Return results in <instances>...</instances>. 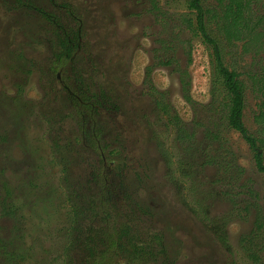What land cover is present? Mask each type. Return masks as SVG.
Segmentation results:
<instances>
[{
  "label": "rangeland",
  "instance_id": "obj_1",
  "mask_svg": "<svg viewBox=\"0 0 264 264\" xmlns=\"http://www.w3.org/2000/svg\"><path fill=\"white\" fill-rule=\"evenodd\" d=\"M200 1L224 66L239 75L242 121L264 162L258 116L264 107V0H245L246 26L238 38L222 28L218 0ZM188 3L0 0V197L2 184L12 185L17 191L7 203L20 207L17 216L8 215L0 198V239L36 252L59 238L63 213L74 207L64 198L66 177L74 188H90L95 227L112 232L126 224L151 237L164 252L158 264H264V173L254 150L227 125L230 97ZM43 13L70 34L78 32L70 58L59 56ZM73 74L115 107L76 116L67 98L68 90H77ZM153 88L162 94L158 107L177 117L189 141H176L173 120L157 108ZM13 100L23 106L13 107ZM65 142L70 145L62 156L52 150ZM105 198H111L107 211L100 204Z\"/></svg>",
  "mask_w": 264,
  "mask_h": 264
},
{
  "label": "trees",
  "instance_id": "obj_2",
  "mask_svg": "<svg viewBox=\"0 0 264 264\" xmlns=\"http://www.w3.org/2000/svg\"><path fill=\"white\" fill-rule=\"evenodd\" d=\"M219 4L223 7L221 15L219 16L222 28L228 37L238 38L243 34L245 28V19L247 14V2L245 0H218ZM200 0H189L188 8L193 10L196 16V26L203 41L209 44L213 50V56L215 60V66L218 76L222 79V83L229 94V105L226 107L225 118L229 128L235 130L240 134L250 148L255 152V166L260 173H264V162L256 149L255 138L247 131L243 121L242 113L244 107V93L241 83L238 79L239 75L233 70L227 69L222 60L217 43L207 33L206 27L203 21L204 11L200 6ZM42 17L48 21L53 29V35L56 36V40L59 44V56L70 58L74 51L78 49V32L70 34L67 32L57 21L48 17L46 13L42 14ZM182 83V94L188 103L191 102V98L188 94L184 93V83ZM188 82L186 83V89ZM150 88V86H149ZM151 89V88H150ZM185 89V92L187 91ZM80 90V89H79ZM261 90V89H260ZM156 96L155 103L157 108L164 115H168L173 121H169L170 129L176 132V141L183 143L189 141L192 135H189L187 130L182 126L181 122L175 115H170V112L166 110L167 107H158L162 100V94L153 88ZM262 92V101L264 105V90ZM105 95H101L104 99ZM96 99L98 96H95ZM79 118L81 114H77ZM260 120H264V107H262ZM66 116H61L60 121H65ZM76 121L80 124V119ZM100 131V130H98ZM95 133V131H92ZM95 135H97L95 133ZM64 147H68L65 144ZM53 151L59 155H63L64 152H68L69 148L63 149L59 143H53ZM102 162V161H101ZM120 171L121 168H118ZM67 173V169H64ZM91 177L92 174H91ZM64 183L69 186V192L65 194V200L70 204H74L71 212L63 213L62 215L66 220V223H62V232L59 238H54L49 242V245L45 247H39L35 252V246L31 248L23 247V242L13 243L11 240L0 239V264H158V257L164 252L163 250H156L154 247V241L151 237H143L142 233L135 232L134 236H131V227L123 224L121 227L107 231V226L95 227V221L98 217L96 211L97 201L93 194H90V188L87 186L85 192L83 191L84 185L78 184L76 188L71 186L70 180L66 177L63 178ZM95 180V178H94ZM104 181H100L102 183ZM104 184V183H103ZM105 187L104 185H102ZM32 188V187H31ZM33 189H35L33 187ZM32 190V189H30ZM28 192V191H27ZM8 193V192H7ZM9 197L2 200V210L8 215L17 216L20 207L12 203H7ZM110 199L100 201L102 207L108 210ZM15 201V200H14ZM81 202V205L79 203ZM105 214V213H103ZM63 221V220H62ZM43 228V227H42ZM220 229L219 227H215ZM45 231L47 228H44ZM156 238V237H154ZM22 241V240H21ZM159 241V240H158ZM7 244L11 246L10 250H6ZM34 244V243H33ZM160 243H157L159 246ZM255 258V255L251 254ZM167 261H161L160 264H167ZM171 264V263H168Z\"/></svg>",
  "mask_w": 264,
  "mask_h": 264
},
{
  "label": "flooded vegetation",
  "instance_id": "obj_3",
  "mask_svg": "<svg viewBox=\"0 0 264 264\" xmlns=\"http://www.w3.org/2000/svg\"><path fill=\"white\" fill-rule=\"evenodd\" d=\"M72 77H74L73 83L75 84L77 90L74 89L71 92L68 90L69 96L67 98H68L69 103L75 107V109H74V110H76L75 115L81 114V117H82L83 113H85L87 111H88L87 114H92L94 111L96 112V110L102 109L106 112V111H108V107H115L116 103L111 98H109L106 94L102 93L101 90L93 93L90 86H86L85 84L82 83L81 77H79L76 74H73ZM55 79L56 80L59 79L58 74L55 75ZM180 83H181V81H180ZM181 85H182V83H181ZM18 90H20V88L17 87V92H19ZM101 95H105L104 99L101 98ZM95 96H98V98L96 99ZM10 103L12 104L13 107H17V106L22 107L23 106L22 103H19L16 100L11 101ZM60 113H62V112H60ZM87 114H85V115H87ZM81 120H83V119L81 118ZM52 123H53V121H52ZM93 135H94L95 139H97V136L95 135L94 132H93ZM65 144L68 145V147L70 145V143L67 144V142H65ZM65 144H60L63 147V149L68 148V147H64ZM2 188H3V191L5 192V196L0 197L1 200H4V198H6V197H9L11 199V197L13 196V192L17 191V189H15L14 186L8 185V184H2ZM42 206H43V204H42ZM130 235L131 236L135 235V232H133L132 228H131V234ZM10 249H11V246L9 244H7L6 250H10Z\"/></svg>",
  "mask_w": 264,
  "mask_h": 264
}]
</instances>
